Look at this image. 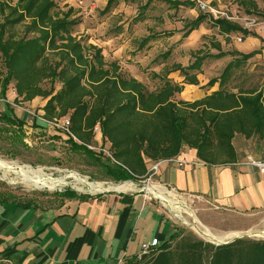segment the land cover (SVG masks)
Here are the masks:
<instances>
[{
  "label": "trees",
  "instance_id": "1",
  "mask_svg": "<svg viewBox=\"0 0 264 264\" xmlns=\"http://www.w3.org/2000/svg\"><path fill=\"white\" fill-rule=\"evenodd\" d=\"M115 3L108 0L103 12ZM256 9V3L248 1L244 12L251 14ZM206 17L219 34L252 35L236 22L203 13L188 22L187 33L197 29ZM80 23L74 8L57 9L54 0L0 1V74L4 71L0 75V98L5 99L9 84L14 82L16 102L37 97L45 100L43 117L68 118L72 134L82 143L89 144L100 135L102 146L117 162L107 171L116 180L144 178L149 163L174 158L184 147L195 150L201 162L214 165L235 162L236 134L264 141L262 94L253 89H223L233 68L257 51L227 53L218 42L213 43L217 53L200 55L199 51L184 67L174 64L171 69L154 73L160 85L148 90L140 80L126 76L116 61L107 62L101 47L73 35ZM20 25L23 35L17 37L14 28ZM225 55L239 57L206 83L207 88L218 84V89L192 102L174 99L184 84H199L190 71L199 70L206 58ZM174 71H179L180 83L168 76ZM44 82L49 85L42 86ZM2 118L12 123L8 115ZM77 145L89 151L83 144ZM5 251L0 252V264H8V258L3 257ZM126 264H264V239L243 238L215 245L192 233L174 230L149 260L134 259Z\"/></svg>",
  "mask_w": 264,
  "mask_h": 264
},
{
  "label": "rangeland",
  "instance_id": "2",
  "mask_svg": "<svg viewBox=\"0 0 264 264\" xmlns=\"http://www.w3.org/2000/svg\"><path fill=\"white\" fill-rule=\"evenodd\" d=\"M15 1L9 0L11 4ZM107 1L54 0L57 9L66 11L72 7L81 17V23L74 27L73 35L101 47L107 62L116 61L126 76H136L148 90H155L160 85L159 79L153 76L154 73L171 69L174 64L184 67L193 62V56L199 51L200 55L217 53L212 44L218 42L222 51L227 53L244 54L257 51L245 63L233 68L223 89L231 92L253 89L259 91L264 99V0H200L207 5L205 10L198 7L197 0H116L108 11L103 12ZM248 1H254L257 6L251 14L244 12V9L248 8ZM177 2L182 4L176 6ZM241 2L244 5H241ZM200 13L209 14L213 18L230 17L232 21L248 28L252 35L244 37L241 33L219 34L217 28L212 27L208 17L197 29L187 33L188 22ZM23 29L21 25L14 28L17 37L23 35ZM145 38L148 40L143 44ZM237 38L241 40L238 41ZM163 53L168 54L162 57ZM235 56L237 55L203 60L199 70L190 71L197 76L199 84L184 85L183 91L175 95L174 99L192 102L218 89V84L207 88L206 83L219 76L225 65ZM3 73L2 70L0 75ZM178 73L179 71H174L168 76L174 81ZM13 83L9 84L5 96V100H9L12 105L8 108L5 100L0 98V161L6 164L5 168L0 169L2 195L33 198L71 193L81 196L101 194L79 190L80 185L69 177L66 178V185L51 187H35L20 182L18 176H33V171H41L52 178L70 173L78 174L89 182L100 183L105 187L130 181L134 185L132 191L147 184L161 187L149 178V174L140 180L133 177L128 180H116L107 172L114 163L103 150L99 152L88 149L89 152L64 135L54 134L55 129H49L48 134L35 131L38 128L47 131L48 128L43 129L35 125L37 120L25 109L38 112L43 100L37 97L32 100L33 103L16 102ZM48 85V82L42 83L44 87ZM55 87L58 89L59 85L55 83ZM4 109L8 113L4 112ZM3 115H8L13 124L4 120ZM19 120L23 121V124H17ZM62 136L64 137L61 138ZM89 145L104 148L95 137ZM11 163L14 166L10 165ZM155 200L174 221L175 229L179 232L192 233L199 239L214 242L201 237L192 226L184 223L183 220H186L190 223H200L217 235L243 233L242 235L254 234L248 237L249 239H264V206L235 212L181 196L177 197L179 209L172 211L159 198Z\"/></svg>",
  "mask_w": 264,
  "mask_h": 264
},
{
  "label": "crops",
  "instance_id": "3",
  "mask_svg": "<svg viewBox=\"0 0 264 264\" xmlns=\"http://www.w3.org/2000/svg\"><path fill=\"white\" fill-rule=\"evenodd\" d=\"M181 81L178 73L174 82ZM45 102H40L39 111ZM6 109L3 111L8 113ZM35 125L48 128L35 131L48 134L49 129L54 130L39 120ZM95 140L102 145L100 135ZM233 146L235 162L214 165L201 162L195 150L184 147L174 158L185 163L178 166L159 161L152 181L177 197L198 199L226 210L263 207L264 172L247 165L246 159L251 156L263 161L264 141L236 134ZM151 165H147L148 170ZM119 191L33 198L0 193V252L6 250L3 257L8 258V264H126L135 259L141 243L157 238L160 246L176 230L174 221L150 192Z\"/></svg>",
  "mask_w": 264,
  "mask_h": 264
},
{
  "label": "bare ground",
  "instance_id": "4",
  "mask_svg": "<svg viewBox=\"0 0 264 264\" xmlns=\"http://www.w3.org/2000/svg\"><path fill=\"white\" fill-rule=\"evenodd\" d=\"M10 165L14 166L13 163H11ZM5 166H6V164H3V162L0 161V169L5 168ZM3 173L7 174L5 172H3ZM32 173H33V176H18L20 179V182L27 184L29 186H35V187H43V186L44 187L45 186L51 187L53 185H66L67 184L66 178L69 177L73 180L74 183L80 185V187L78 186L79 190L83 189L84 191H86L88 193L101 192V191L106 190V189H113V190H118V191L119 190L125 191V190H133L134 189V185L130 181L120 183V184L118 183L117 185H111V186L105 187L100 183L89 182L84 177H81L78 174H73V173L66 174L63 177H58V178H52L50 176H47L44 173H42L41 171H33ZM144 189L147 192H150L152 195L160 198L164 203H166V205L168 206V208L170 210L176 211V209H179V207L177 206V197H176L177 195H175L174 193H171L165 189H162L161 187H159L157 185H145ZM174 207H176V208H174ZM175 214H177V213L175 212ZM179 215H180V213H179ZM182 218H183V216H182ZM192 219L194 221H196L193 217H192ZM183 221L186 225L192 226L201 237H204L205 239H208V240H212L215 243L221 242V241H226L225 239H231L233 237L240 236L243 234V233L242 234H240V233H228V234H224V235H217V234L211 232L209 229H207L206 227H204L200 223L192 222L193 223L192 224V223H190V221L189 222L186 220H183Z\"/></svg>",
  "mask_w": 264,
  "mask_h": 264
},
{
  "label": "built area",
  "instance_id": "5",
  "mask_svg": "<svg viewBox=\"0 0 264 264\" xmlns=\"http://www.w3.org/2000/svg\"><path fill=\"white\" fill-rule=\"evenodd\" d=\"M197 4H198V7L201 10H205L207 8L206 3H204V2H202L200 0H197ZM218 14H220V13H218ZM220 15L223 16V14H220ZM222 18H225V19H227L229 21H232V18L227 17V16L222 17ZM233 22H235V21H233ZM236 23H238V22H236ZM240 26H242V25H240ZM243 28H246V27H243ZM246 29H248V28H246ZM237 40L240 41L241 39L237 38ZM25 111L28 114H30L33 118H35L36 120H39L40 122H42V123L52 127L53 129L59 131L62 135H64L65 137H67L69 139H72L77 144H83L85 147H87L88 149H90L92 151H99L100 152L101 150H103L106 153V155L111 159V161L113 163H117L113 159V157L111 156L110 152L107 149H105V148L102 149V148L95 147V146H92V145H89V144H84L81 141H79L72 134V132H71V130L69 128L70 127V122H69L68 118H64V119H55L54 118V119H51V120H47V119H45L43 117V112L42 111H38V112H35V113L30 111V110H26V109H25ZM95 129H97V127H95ZM166 161L171 162V163H175L178 166H182L185 163L184 161L177 160L175 158H170V159H167ZM246 164L251 166V167H256L259 171L264 172V160L263 161L255 160L251 156H248L247 159H246ZM158 167H159V161L155 162V163H152L150 169L147 172V176L149 174V178H150L153 175H155L157 170H158ZM147 185H149V184H147ZM150 195L155 197L152 194H150ZM197 198L198 197H192L191 199H197ZM158 246L159 245H158L157 238H152L150 241L141 243L140 246H139V251H138V253L135 256V260L138 261V262H146L147 260H149L158 251Z\"/></svg>",
  "mask_w": 264,
  "mask_h": 264
},
{
  "label": "water",
  "instance_id": "6",
  "mask_svg": "<svg viewBox=\"0 0 264 264\" xmlns=\"http://www.w3.org/2000/svg\"><path fill=\"white\" fill-rule=\"evenodd\" d=\"M144 189H143V187L141 188V191H143ZM105 192H118V193H121L122 191H118V190H113V189H106V190H103V191H101V192H98V193H105ZM156 197V196H155ZM156 198H158V197H156ZM160 199V198H159ZM161 200V199H160ZM162 201V200H161ZM254 234H252V235H249V234H246V235H240V236H236V237H233V238H231V239H229V240H226V241H221V242H217V243H214V242H211V241H209V242H211V243H213V244H215V245H222V244H227V243H230V242H232V241H234V240H237V239H243V238H248V237H251V236H253Z\"/></svg>",
  "mask_w": 264,
  "mask_h": 264
}]
</instances>
